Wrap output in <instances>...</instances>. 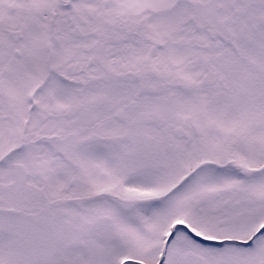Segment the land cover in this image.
Segmentation results:
<instances>
[{
  "label": "snow or ice",
  "instance_id": "1",
  "mask_svg": "<svg viewBox=\"0 0 264 264\" xmlns=\"http://www.w3.org/2000/svg\"><path fill=\"white\" fill-rule=\"evenodd\" d=\"M0 264H264V0H0Z\"/></svg>",
  "mask_w": 264,
  "mask_h": 264
}]
</instances>
